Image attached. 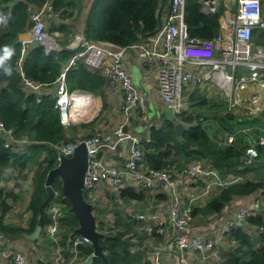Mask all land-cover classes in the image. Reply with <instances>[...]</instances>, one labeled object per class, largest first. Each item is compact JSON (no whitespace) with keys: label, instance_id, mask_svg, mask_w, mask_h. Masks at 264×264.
I'll return each mask as SVG.
<instances>
[{"label":"built area","instance_id":"2783aa9c","mask_svg":"<svg viewBox=\"0 0 264 264\" xmlns=\"http://www.w3.org/2000/svg\"><path fill=\"white\" fill-rule=\"evenodd\" d=\"M198 2L204 13L219 11V26L214 37L191 36L185 20L186 0H167L161 22L143 40L119 45L108 40L86 38L83 31L76 30V40L65 44L75 51L62 64L55 82V106L59 109L60 121L65 127L80 120L100 97L87 90H68L66 71L78 61L91 70L99 71L106 81V89L112 86L120 92L121 120L111 129L95 127V132L90 135L53 144L55 165L62 156H70L79 142H85L88 164L82 189L95 216V229L106 236L116 234L121 227L114 220L116 210L120 211L123 219L133 227L128 250L131 253L143 251L144 257L151 264H167L168 258L174 264H196L188 258L193 252L198 253L201 259H207L215 254L218 243L224 240L238 221L243 223L250 215L257 214L264 204V194H257L250 201L238 204L229 215L214 224L207 234L196 233L192 227L194 208L205 204L211 193L220 187L233 181L245 180L247 173L229 171L222 174L210 159L201 156L188 159L178 168L174 164L164 168L152 167L143 159L144 136H137L128 129L133 118L145 111L139 87L133 82L128 70L132 57L140 61L152 77L162 107L170 106L177 120L178 114L188 111L192 102L190 94L196 89L217 90L227 102V108L240 114L239 119L243 115L257 116L264 111V35L257 40L255 32V29L264 30V1ZM56 16L52 0H44L39 5L29 4L30 26L27 31L30 36L18 37L20 61L32 39H36L45 52L62 47L54 36L63 32L48 30L49 20ZM24 82L32 90L39 87V84L28 78ZM243 87L247 88L246 93H242ZM85 95L89 96L86 101L83 99ZM75 96H81V107L72 113L71 100ZM100 107L98 105L97 110ZM179 121L184 126L191 124L190 121ZM246 128L252 129L254 125H247ZM123 135L129 138L128 147H119L117 152L106 155L104 148L115 147L112 144L114 137L118 136L116 140H120ZM0 138L8 148L27 141L26 138L16 137L14 128L7 126L1 118ZM232 138L233 135L228 134V141ZM256 144L261 146L264 154V132L245 148L241 154L243 163H254L258 159ZM5 170L1 169V172ZM129 187L137 193L141 192L142 196L122 194ZM64 199L61 189L54 190L53 197L45 207L48 221L42 225L41 231L45 235L41 254H49V264H80L83 260L80 246L92 244L89 237L76 230L69 233L65 243L60 242L64 226L59 218L68 210ZM152 238H160L166 256H163V250L151 249L146 244ZM2 244L4 247L0 255L9 258L11 264H33L11 239L1 237ZM64 250H68L66 256ZM102 251L106 254L107 249L102 248Z\"/></svg>","mask_w":264,"mask_h":264},{"label":"trees","instance_id":"16d2710c","mask_svg":"<svg viewBox=\"0 0 264 264\" xmlns=\"http://www.w3.org/2000/svg\"><path fill=\"white\" fill-rule=\"evenodd\" d=\"M43 1L0 0V16L6 19V23H0V56L3 55L5 47L12 51L10 59L0 66V118L7 126L14 128L16 137L27 140L14 144V148H8L3 145V140L0 138V174L1 169L11 165L18 170V175L25 177L24 171L26 167H29L28 163L33 162L36 165L32 177L34 186L27 204L28 210L31 211L30 224L27 227L4 221L5 214L11 207L8 198L12 200L17 195L0 187V237L6 240L34 230L38 221V207L47 193L44 186L46 173L55 165L56 152L52 145L74 138V133L69 131L77 130L76 124L65 127L61 123L59 109L55 106L56 77L62 64L75 49L62 45L60 49L45 52L41 44L30 45L20 61L18 34L30 26L28 6L29 4L39 5ZM52 3L57 16L49 20L48 30L57 29L67 34L73 22L68 20L73 15L72 10L78 8V2L52 0ZM166 4L167 0H93L85 19L83 33L86 38L108 40L119 45L146 39L161 22ZM200 8L198 0H186L185 20L188 32L191 36L212 38L218 31L219 11L204 13ZM255 32L257 40L264 35V30L255 29ZM6 68L10 69V74L5 71ZM25 78L39 84V87L30 90L24 82ZM65 81L68 90L80 89L99 94L102 109L106 107L107 84L99 71L91 70L78 61L66 71ZM190 101H192L191 104L196 105L192 110L196 116L202 120H214L216 127L210 129L207 125L201 124V121L194 122V115L183 111L177 115L178 119L190 121L191 124L184 126L181 134L177 135L174 131V122L163 116L160 124L151 125L147 135H143L142 148L145 163L156 168L174 164L178 168L188 159L201 156L210 159L213 166L222 174L229 171L234 173L253 171L256 175L255 179L233 181L213 191L204 207L194 208V214L197 211L205 214L209 212L219 214L236 196L258 191L264 194V177L260 175L261 168L264 167L261 146L256 144L259 155L254 163H243L241 160V154L245 148L254 142L255 135L258 136L264 128V111H261V116L235 119V114L227 108V104L220 97L208 100L203 93L196 94L192 91ZM250 124L254 125V128L249 130V137L243 128ZM91 125L90 122H81L79 127ZM228 134L233 135L231 142H226ZM183 140L188 141L189 145L185 146L182 143ZM51 184L54 190L61 189L60 178L55 177ZM122 194L142 196L141 192L137 193L131 187L123 190ZM160 195L164 194H158ZM64 200L69 208L67 198L65 197ZM262 214L259 212L250 215L241 225H236L227 233L226 237L233 240V246L226 251V258L222 264H264ZM121 216L122 213L116 210L114 223L121 229L114 235L109 234L99 239L101 247L107 249L105 254L107 259L111 264H151L150 260L144 257L143 251L131 253L128 250L133 227L129 226ZM47 221L48 218L45 215L42 225ZM59 222L64 226L60 242L65 243L69 233L75 232L77 219L71 212L65 210ZM122 224L124 225L121 226ZM249 225L250 229L254 225L255 230H250ZM254 232L260 239L259 246L256 245L257 238ZM80 250L83 257L80 264H105L98 255L94 256L90 263L85 261L87 255L93 250L92 245H82ZM67 253L68 250H64V256ZM48 257L47 253L43 258L47 260Z\"/></svg>","mask_w":264,"mask_h":264},{"label":"crops","instance_id":"0c3cea01","mask_svg":"<svg viewBox=\"0 0 264 264\" xmlns=\"http://www.w3.org/2000/svg\"><path fill=\"white\" fill-rule=\"evenodd\" d=\"M78 2V8H75L73 11L78 13L77 15V26H76V30L79 31H83L84 28V23H85V19L87 16V13L89 11V8L93 2V0H76ZM75 22V23H76ZM30 34L29 32L26 30L19 32L18 37L19 38H27L29 37ZM137 63L143 70L145 76L149 77L151 81L147 80V85H149L151 88H153L155 90L154 93H147V94H143L141 93V89L139 88L140 91V95H141V99L142 102L144 104L145 107V111L143 113H140L139 116H136L133 118L132 123L130 124V126L128 127V129H130V131L132 133H134L136 131V121H139V123H141L142 125L149 119L148 118V110H150L151 105L149 104V100H152V102L157 106L158 109H160V116L157 117L155 114L152 118V121H150L148 129L146 131V133L144 135H147V132L149 130V127L153 124H160L162 119H163V107H162V103L159 100V96L157 94V90H156V86H155V82L153 81L152 77L147 74V72L144 70V68L141 66L140 61H138L137 59L133 58L130 59L129 63H128V70H129V65L131 63ZM149 81V82H148ZM243 91H247L246 87H243L242 92ZM217 93H214L213 96H215ZM157 98V99H156ZM119 99H120V92L117 91L116 89H114L112 86H109L107 88V95H106V107L103 108V112L102 114L106 113L109 117V121H112V117L115 119L116 122L113 123L116 124L117 122H119L122 118L120 109H119ZM148 101V103H147ZM102 102V100H101ZM158 118V120L156 119ZM100 127V126H98ZM89 127H78L77 131L78 133H82L81 130H87ZM101 128V127H100ZM104 129H108V127H104ZM70 133H73V131H69ZM69 133V134H70ZM127 138V143L125 145H123L122 143V138L120 140H114L112 142V144H115V147H110L107 146L104 148V152L106 155H110L114 152L118 151L119 147H123L124 149H126L128 147V142H129V138ZM226 142H229L226 140ZM115 148V149H114ZM29 167H26V170L24 171L25 173V177L21 176L20 174L18 175V170H15L11 165L8 166L10 167V170H7V167L5 168L6 170L4 172H1L0 174V187L5 188L6 190H9L10 192H14L17 196L15 199H10L8 198V201L11 205L10 209L6 212L5 214V218L4 221L6 222H10L14 225H20L22 227H27L30 224V218H31V211L28 210L29 208H27V204L28 201L31 197V193H32V189H33V180L32 177L34 175L33 171L35 170L36 165L33 164V167H30L31 165L28 163ZM34 168V170H33ZM247 178H252L255 179L256 175L253 173V171L251 172V175H247ZM264 177V174L262 175ZM257 194H260V192H253L251 194L248 195H243V196H236L234 197L231 202L224 208V210L219 213V214H215V213H203L200 211H197V213H195L194 218L192 220V227L194 229V231L196 233H200V234H207V232L209 231V229L216 224L222 217L229 215L236 207L238 204L244 203V202H248L251 199H253ZM263 194V193H261ZM203 203V202H202ZM205 204H203L200 207H204ZM259 212H262V216L264 218V204L262 205V207L260 208ZM258 212V213H259ZM39 216V215H38ZM45 216V213H44ZM250 225H249V229H250ZM43 231V227L41 229ZM252 231L255 230V226L253 225L252 228L250 229ZM42 231L40 232V234L38 235V237L34 240L28 238L26 236L27 233H24L22 235L16 236L15 238H11L12 242L16 243V247L21 248L28 256L29 260L31 259L33 264H36L38 262V264H49L50 261V257H48V259H44L43 257H45V254H41V250L44 247V233H42ZM31 233V232H30ZM42 233V234H41ZM256 239V245H260V239H258V235L256 234V232H254ZM1 238V237H0ZM159 239V240H158ZM152 238L149 239L146 244H148L150 246L151 249H161L163 256H166V253L164 251V248L161 245L160 242V238ZM229 238H224L223 241H221L220 243H218V245L216 246V252L215 254H211L207 259L203 260L200 258V255L196 252L190 253L189 254V260L192 263H196V264H222L223 261L226 258V251L228 250L229 247L233 246V240H229ZM4 247V245H0V250ZM223 251V253H221ZM167 258V257H165ZM169 262L167 264H174V261L170 258ZM168 259H164L165 262L168 261ZM39 260V261H38ZM0 264H11L9 258L7 257H2V255H0Z\"/></svg>","mask_w":264,"mask_h":264},{"label":"water","instance_id":"95a60500","mask_svg":"<svg viewBox=\"0 0 264 264\" xmlns=\"http://www.w3.org/2000/svg\"><path fill=\"white\" fill-rule=\"evenodd\" d=\"M30 44L31 46H36L39 45V42L36 39H32ZM30 90H32V88H30ZM162 113L165 119L174 122L175 134L180 135L184 125L181 121L177 120L172 108L167 106L163 109ZM182 143L185 146L189 145L186 140H183ZM87 164V147L85 142L81 141L76 145L70 156H62L58 164L49 168L44 182L47 193L46 197L38 207L39 216L37 224L34 230L31 233H27L26 236L34 240L40 234L45 207L53 197L54 189L51 183L55 177H58L61 180V193L69 202L68 211L71 212L77 219L76 231L89 237L93 247V253L87 255L86 262L90 263L92 258L95 255H98L104 260L105 264H111L106 255L103 253L102 247L99 243V239L101 237H105L106 234L95 229V216L91 210V204L85 199L83 194V178ZM7 170L9 171L10 167H7ZM241 224L242 221H238L237 225Z\"/></svg>","mask_w":264,"mask_h":264},{"label":"rangeland","instance_id":"374dc122","mask_svg":"<svg viewBox=\"0 0 264 264\" xmlns=\"http://www.w3.org/2000/svg\"><path fill=\"white\" fill-rule=\"evenodd\" d=\"M74 14L77 15L78 13L74 12ZM74 14L68 20V21H71V22L73 21L72 25L69 26V32L67 34L66 33H60V34H57V35L54 36L55 39L58 41V43L60 45H65V44H68V43H70L72 41L74 42L76 40V32H77L76 31V25H78V24L75 23V21H74V20L77 21V16L74 15ZM52 31H54V30H52ZM129 73H130V75L132 77L133 82L141 89V91H142L141 93H143L145 95L147 93H154L155 92V90L153 88H151L149 85H147V80L151 81L150 78L145 76L142 68L137 63L133 62V63H131L129 65ZM202 92L208 98V100H212V99L215 100L216 97H220L227 104V102L217 92V90H211V89L205 90V91H201L199 89L195 90L196 94H200ZM214 93H217V94L215 96H213ZM242 93H246V91H243ZM212 97H214V98H212ZM147 103H148V101H147ZM96 104H97V106H96ZM149 104L151 105L150 110H148V118L149 119L143 125L141 123H139V121L135 122V124H136L135 135H137V136H143L146 133V131L148 129V126H149V123H150V121H152V118H153L154 114L157 117L160 116V109L157 108V106L152 102V100H149ZM98 105L101 106L99 110H97ZM194 106H196L195 103L190 104L188 106V113L191 114V115H194L193 116V121L194 122L201 121V124L207 125V127L210 128V129L211 128H215L216 127V123H215L214 120L213 121L210 120V119L202 120V119H200V117L196 116V113L192 111ZM87 111L88 112L83 117H81L80 120H76L72 124H76L77 129H78L79 124L81 122H90V123H92V125L89 126V128L87 130L86 129L85 130H81L82 133L76 132L77 130H75V132L73 131L75 137L71 138V139H78L81 136L90 135V134L95 132L94 128L98 127V126H100L103 129H104V127H108V129H111V127L114 126L113 123L116 122L113 117H112V121H109L108 118L111 117V116H108L106 113L102 114L103 109H102V102H101L100 97L97 98V103L95 101V103L90 108H88ZM206 112H208V111H206ZM233 113L235 114V119L237 117H240L239 113H236V112H233ZM258 115L261 116V112H259ZM247 116L248 115H243L241 117H247ZM156 119L158 120V118H156ZM244 130H245V133L249 136L248 133H250V131H249L250 128H246ZM262 132H264V129L262 130ZM262 132L260 134H262ZM259 135L258 136L255 135V139H257V137H259ZM126 137H127L126 135H123L121 137L123 145H125L127 143V138ZM117 138H118V136L114 137V139H117ZM227 141H228V136H227ZM229 142H231V141H229ZM29 164L31 165L30 167H33V164H35V163L30 162ZM33 170H34V168H33ZM33 173H34V171H33ZM261 174L262 175L264 174V167L261 168L260 175ZM247 175H251V172H248ZM258 176L259 175H257V177ZM204 211H207V210L204 209ZM121 218L123 219V216H121ZM123 225L124 224H122L121 226H123ZM226 238H228V237H226ZM229 240L230 239H228V241ZM221 253H223V251Z\"/></svg>","mask_w":264,"mask_h":264},{"label":"clouds","instance_id":"9594fccd","mask_svg":"<svg viewBox=\"0 0 264 264\" xmlns=\"http://www.w3.org/2000/svg\"><path fill=\"white\" fill-rule=\"evenodd\" d=\"M0 23H6V19L2 16H0ZM11 55H12L11 49H9L8 47H5L3 50V55L0 56V66H3L4 62L9 60ZM5 71L10 74V69L6 68Z\"/></svg>","mask_w":264,"mask_h":264},{"label":"bare ground","instance_id":"6f19581e","mask_svg":"<svg viewBox=\"0 0 264 264\" xmlns=\"http://www.w3.org/2000/svg\"><path fill=\"white\" fill-rule=\"evenodd\" d=\"M87 97L89 98L88 95L83 96L84 101H86L88 99ZM80 99H81V96H75V99L74 100H71V104H72L71 105V111H72V113H74L73 112L74 110L76 112L80 110V107H81L79 105Z\"/></svg>","mask_w":264,"mask_h":264}]
</instances>
